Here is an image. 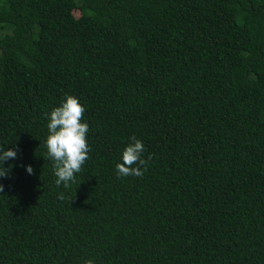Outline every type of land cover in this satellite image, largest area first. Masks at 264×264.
I'll use <instances>...</instances> for the list:
<instances>
[{
  "label": "trees",
  "instance_id": "trees-1",
  "mask_svg": "<svg viewBox=\"0 0 264 264\" xmlns=\"http://www.w3.org/2000/svg\"><path fill=\"white\" fill-rule=\"evenodd\" d=\"M66 95L91 148L67 189ZM132 136L152 159L118 178ZM0 148V264H264V0H0Z\"/></svg>",
  "mask_w": 264,
  "mask_h": 264
},
{
  "label": "clouds",
  "instance_id": "clouds-1",
  "mask_svg": "<svg viewBox=\"0 0 264 264\" xmlns=\"http://www.w3.org/2000/svg\"><path fill=\"white\" fill-rule=\"evenodd\" d=\"M85 108L79 103L78 98L66 95L59 107H55L47 114L49 123L48 137L46 140L47 156L53 162L55 184L59 187L63 185L65 189L76 182V174L82 171V167L89 159L91 148L87 143V133L89 125L83 123ZM130 143L122 152L121 163L116 164L117 177H142L147 171L148 161L142 158L145 151L143 142L135 136L130 137ZM15 150H5L0 148V177H7L11 170L3 165L6 161L16 159ZM28 174H34L31 166L26 167ZM3 185L0 184V192H3ZM64 200L61 193L58 197ZM83 264H94V260L87 259Z\"/></svg>",
  "mask_w": 264,
  "mask_h": 264
},
{
  "label": "rangeland",
  "instance_id": "rangeland-1",
  "mask_svg": "<svg viewBox=\"0 0 264 264\" xmlns=\"http://www.w3.org/2000/svg\"><path fill=\"white\" fill-rule=\"evenodd\" d=\"M75 15L77 16L78 14H77V13H75Z\"/></svg>",
  "mask_w": 264,
  "mask_h": 264
}]
</instances>
